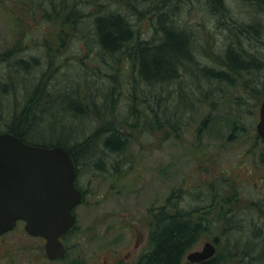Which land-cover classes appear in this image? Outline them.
<instances>
[{"label": "rangeland", "instance_id": "1", "mask_svg": "<svg viewBox=\"0 0 264 264\" xmlns=\"http://www.w3.org/2000/svg\"><path fill=\"white\" fill-rule=\"evenodd\" d=\"M223 1L226 11L217 14L207 0H0V130L24 108L33 89L39 86L41 90L46 82L44 93L49 92V97L72 90L76 82H88L98 92L95 102L99 108L105 106V91L112 83L116 97L112 106L121 112L118 120L126 117L131 105L139 110L144 104L149 110L147 118L152 115L150 106L162 114L156 128L145 125L142 117L121 120L127 141L118 150L105 147L103 135L87 140L95 146L92 151L76 153L81 176L93 178L92 197L89 209L82 205L75 209L77 221L66 235V253L61 259H48L43 239L27 234L23 224H18L0 235V264H103L105 259L111 260L113 248L125 254L132 249L129 240L149 235L152 210L162 207L172 193L182 209L216 200L217 188L230 201H256L264 188V165L252 160V156L258 160L263 146L256 137L260 102L254 100L253 83L255 88H263L264 70L251 69L241 78L233 75L230 84L207 76L201 66L222 69L219 62L232 43L247 55L264 58V2ZM257 6L261 11L249 13ZM110 13L124 15L135 36L151 43L160 38V14L164 23L187 32L190 58L183 59L177 76L148 82L135 66L133 72L125 71L119 59L125 54L103 53L92 38L93 23L95 17ZM255 22H259L257 34L252 30L256 27L247 29L256 37L234 42L239 28ZM84 35L83 44L79 36ZM20 57H34L38 64L19 69L16 60ZM132 88L142 100H132ZM246 94L248 99L240 98ZM53 103L47 104L48 115L44 114L45 122L39 124L45 126L46 142L64 139L73 148L100 127L93 116L77 115V109ZM38 107L37 118L43 105ZM165 108L173 129L165 121ZM53 111L58 112L56 117ZM248 149L250 153L243 154ZM243 221L250 222L244 217ZM221 232L220 226L204 233L190 251L201 249L216 235L224 237ZM234 233L239 235V231ZM214 243L213 262L243 264L240 258H226V251Z\"/></svg>", "mask_w": 264, "mask_h": 264}, {"label": "trees", "instance_id": "2", "mask_svg": "<svg viewBox=\"0 0 264 264\" xmlns=\"http://www.w3.org/2000/svg\"><path fill=\"white\" fill-rule=\"evenodd\" d=\"M207 1L212 5L214 13H225L226 8L223 0ZM255 1L264 2V0ZM248 11H250L249 13L254 14L256 11H261V9H258L257 6L255 9H250ZM161 15L162 14L159 16L160 38L156 43L141 40L135 36V31L129 25V21L124 15L119 13H110L108 15L95 17L93 23L95 31L92 38L103 53L110 55L116 53L125 54V58L122 59L119 57L125 71L133 72L135 66L138 74L145 80H149L148 82L167 81L177 76L176 71L180 65H183V59L190 58L191 46L189 34L173 23H164ZM248 27H256L252 30L257 34V31L259 30V22L239 28V34L234 42H239L240 44L241 41H239V38L249 39L251 37H256L250 36V30L247 29ZM183 33L187 35V39L183 36ZM79 37L80 41L84 44L86 42V35ZM133 39H135L134 44L129 46V43ZM148 43H151L152 46L147 45ZM186 43L189 47L185 50ZM241 49V47L237 48L233 43L228 44L224 50V58L219 62L220 65H223V68L217 69L214 66L204 64L201 66L202 72L209 77L221 81H227L231 84L232 82L230 79L233 78V75L241 78L251 69H253L254 72L264 70V58L255 55H247L245 50ZM9 52L10 51L5 52L4 56ZM47 54L48 56L51 54L49 48H47ZM239 54L244 57H240ZM132 61L135 64H133ZM16 63L19 69H24L30 65L32 66V64L37 65L38 60L34 57L28 60L20 57L16 60ZM110 77L115 79L117 74H110ZM80 78L85 79L82 77ZM246 82L248 83V79ZM87 83L88 82H84L83 84L79 81L76 82V85L73 86L72 90L67 89L68 91L66 93L59 91L61 92V94H59L60 98L59 96L49 97L47 94L49 92H46L44 93L46 97L42 99L39 97V92L47 89V82L43 84L42 88H40L41 90H38L39 86H36L33 89L31 96L26 99L24 108H20L17 113L13 115V121L11 124L0 131L12 133L30 144L41 146H51L56 144L65 146L70 151L73 158H75L77 152L87 153L92 151L95 146L90 142L94 141L95 137L101 138L103 135L104 138L101 139H103L105 147H108L111 150L120 149L127 141L126 137L121 132L120 126L126 119H138L142 117L145 120V125L150 126L151 128H156L161 124L159 114L152 106L149 108L152 110L151 118H147L149 110L146 109L144 104H142L143 106L141 105L142 107L139 110L135 105H131L126 117H122V119L118 120V116H116L117 112L112 106V103L116 98L114 96V87L112 83L105 91L104 97L108 98H105V101H107L104 106L105 109L104 111H101L103 107L98 109L97 103L92 101V87ZM251 84L252 83L249 82V85ZM261 84L264 85V81H261ZM12 86L13 85L7 87V85H5V88H10ZM253 87L255 93L254 100L256 103L261 102L264 97V86L261 89L259 87L255 88L253 83ZM36 92L39 94H36ZM135 92L134 88L129 91L132 100H142L143 98L138 97ZM68 93L74 94L72 96ZM80 97L83 99V104L78 105L82 109L78 107L75 114L93 116L97 119V122H99L100 127L92 133L90 138L80 142L78 141L79 143L74 145L73 148L69 147L64 142V139H58L55 142L50 143L46 142L44 139L45 126H39V124L45 122V120H43L44 114L47 113L46 115H48L47 104L54 101L56 102V104L53 103L54 106L70 109L67 105L68 102H71L73 98L79 99ZM240 98L248 99L247 94L246 96L242 95ZM30 104L33 105L29 107ZM41 105H43V110L40 111V117L37 118L36 113L38 110L36 111V109ZM166 111H168L167 108L164 110V116L166 117L165 121L168 125H171L173 129V125L170 124V119L168 118ZM52 114L56 117L58 112L53 111ZM113 122H117L116 128L114 130H108V125ZM232 122L233 120L231 123ZM233 124L234 126L236 125L235 121ZM163 126L166 127L167 125L163 124ZM256 137L258 142L263 145L258 134ZM90 139L92 140L87 142V140L89 141ZM248 153H250V149L246 150L243 154ZM252 160L254 162L258 161L260 164L264 165V145L260 149L258 160L253 159V156ZM249 167H251V165ZM214 196L217 197L216 200H210L208 204H197V206L182 209L179 207V201L173 200L174 193H172L166 199V202L162 207L154 208L149 222L150 230L148 237L150 249L146 254L145 264H182L185 254L193 248L198 239L204 233L209 231L212 232L215 229L217 230L220 226L222 231L221 235L224 237L219 238L216 235L213 242L219 244V246L226 251L223 253L226 258H240V261L243 264H261V262L264 261V188L259 196H257L256 201H247L248 203L240 201V199L239 201H230L229 199L223 198L221 188H217V195ZM196 197L199 198V194H196ZM206 199H208V197ZM206 199L203 200V202L207 201ZM246 204L251 206L245 208ZM238 205L239 208L237 207ZM243 217L250 222L243 221ZM73 229L74 226L69 232L73 231ZM234 231H239V235L234 233ZM213 260L214 258L212 257L199 264H216Z\"/></svg>", "mask_w": 264, "mask_h": 264}, {"label": "water", "instance_id": "3", "mask_svg": "<svg viewBox=\"0 0 264 264\" xmlns=\"http://www.w3.org/2000/svg\"><path fill=\"white\" fill-rule=\"evenodd\" d=\"M256 131L264 143V98ZM74 176L75 165L66 147L30 144L14 134L0 132V234L23 220L28 234L45 239L47 258H61L64 244L60 236L74 223L72 208L81 199ZM214 252V244L206 241L186 258L200 262Z\"/></svg>", "mask_w": 264, "mask_h": 264}, {"label": "flooded vegetation", "instance_id": "4", "mask_svg": "<svg viewBox=\"0 0 264 264\" xmlns=\"http://www.w3.org/2000/svg\"><path fill=\"white\" fill-rule=\"evenodd\" d=\"M91 158L88 156H84V158ZM83 159V157H81ZM90 160V159H89ZM74 165H75V177H74V186L77 190L81 193V200L80 202L73 207V214L75 215V222L77 221V214L75 212V209L78 206H84L85 209L90 208V199L92 197V190H91V184L93 178L88 174L86 177H82V172L80 169V163L76 160V158H73ZM95 166V165H94ZM113 171L116 170V167L112 169ZM124 173L125 170H124ZM88 211V210H87ZM18 224H23V221H17L15 226ZM66 235H63L61 237V241L64 244V247H66ZM127 243L131 244L132 249L127 250V252L121 253L120 248H113L111 252V260L108 261L105 259L103 261V264H145L146 263V254L148 253L150 249L149 245V237L147 236L144 238L143 236L138 237L134 242L132 240H129ZM111 251V250H110ZM202 262V261H200ZM200 262H190L186 259V261L183 259L182 264H199Z\"/></svg>", "mask_w": 264, "mask_h": 264}, {"label": "bare ground", "instance_id": "5", "mask_svg": "<svg viewBox=\"0 0 264 264\" xmlns=\"http://www.w3.org/2000/svg\"><path fill=\"white\" fill-rule=\"evenodd\" d=\"M127 19V18H126ZM128 20V19H127ZM129 21V20H128ZM130 23V22H129ZM130 26H131V24H129ZM132 27V26H131ZM133 29V28H132ZM183 36L187 39V35L186 34H184L183 33ZM147 45H149V46H152V44L151 43H148ZM189 47V45L187 46V43H186V45H185V50L187 49ZM239 56L240 57H244L243 55H241V54H239ZM42 88V87H41ZM92 91V101H96V97H95V95H96V91H94L93 89L91 90ZM40 93V96L39 97H41L42 99L43 98H45L46 96L44 95V91H41V92H39ZM91 100V99H90ZM68 102V101H67ZM106 102L107 101H105L104 103L106 104ZM80 104H83V99H82V97H80L79 99H72L71 100V102H68V106L70 107V110H74V109H78V107L80 108V106L79 105ZM100 107H103L102 109H101V111H104V109H105V107L104 106H100ZM155 108V107H154ZM80 109H82V108H80ZM98 109H99V106H98ZM155 111L156 112H158V114H159V119L161 120V118H162V114H161V112L160 111H157V109L155 108ZM119 115H121V112H117L116 113V116H119ZM116 126H117V122H113V123H111V124H109L108 125V127H107V129L108 130H114L115 128H116Z\"/></svg>", "mask_w": 264, "mask_h": 264}]
</instances>
